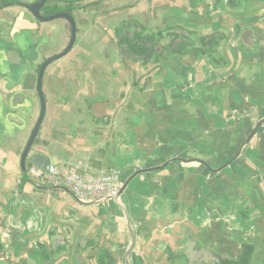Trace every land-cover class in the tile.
I'll return each instance as SVG.
<instances>
[{
	"label": "crops",
	"instance_id": "1",
	"mask_svg": "<svg viewBox=\"0 0 264 264\" xmlns=\"http://www.w3.org/2000/svg\"><path fill=\"white\" fill-rule=\"evenodd\" d=\"M76 4V42L43 78L35 146L51 165L120 168L123 184L147 171L104 203L22 183V153L40 113L30 49L40 40L42 60L63 51L70 25L0 7V264H188L190 242L225 259L250 244L254 264H264V0ZM140 28L186 30L190 47L166 44L157 61L121 57L120 39L148 40ZM214 36L220 42L210 50ZM17 94L31 99L29 113ZM62 234L72 248L52 254Z\"/></svg>",
	"mask_w": 264,
	"mask_h": 264
},
{
	"label": "water",
	"instance_id": "2",
	"mask_svg": "<svg viewBox=\"0 0 264 264\" xmlns=\"http://www.w3.org/2000/svg\"><path fill=\"white\" fill-rule=\"evenodd\" d=\"M46 2L47 0H38L32 3L14 2V3L3 4L2 6H0L1 8H7L12 5H18V6L26 8L34 16V18H36L39 21L47 22V21H52V20L61 18V19H65L70 25V41L63 51L46 58V60H44L41 63L42 56L40 52V47L42 46V42L38 40L31 46V49H30L31 58L28 61L29 69H33V68L38 69L36 89H37V97L40 102V113L32 129L31 135L23 150L22 157H21V169L23 171V178H22L23 184H25L28 181L31 182L27 174V170L30 166H36L44 171H48L51 165V161L49 157L41 153V149L35 146V140L38 137V134L40 132V129H41V126H42V123H43V120L46 114V103L47 102H46L45 94L43 91V78L50 64L66 56L72 50L76 42V37H77V25H76V20L74 16L68 12H57L50 16H43L41 10L45 6ZM140 30L141 31H139L138 29L136 30L139 32V35L137 36L143 39L144 38L143 34L146 31L141 28ZM171 34H176L177 38L172 40ZM183 34L186 36L185 39H183ZM245 34H248V32L247 33L244 32L241 38L242 41L243 39H246L244 38ZM145 35L148 38L146 42L137 40V43L132 44V46L123 44L122 40L120 39L121 57L128 55L127 53L129 52V53H132L133 56L143 55L142 60L144 62L145 61L148 62L152 59H155L157 61L159 58L164 56V53L166 51V44H169L171 48L177 52H179L180 49L181 51L186 52L187 48L190 47L189 42L187 41V38H189L188 31L182 30L180 28H177L174 30H166L164 32L157 33V34L153 33L151 35L147 31ZM215 37L217 36L213 37L214 39H213L212 44H209L208 46V49L210 50H212L220 42L219 40H216ZM180 46H182V48H179ZM25 72L26 70H23V71L21 70V72H19V78L12 84V86H10L11 90L14 87H16V85L21 84L25 76ZM17 95H18V98L23 97L24 99H26L25 106L23 108L22 113H29L30 109L32 108L31 99L28 96L23 95V94H17ZM14 102L15 101H13V103ZM12 108L14 109V106ZM9 120L12 121V119L10 118ZM14 121L16 123V120H13V122ZM262 123H264V120L260 122V124ZM256 133H257V128L254 130L252 136H254ZM144 171H147V170L136 171L128 180H126L122 188L117 193V196L122 194V192L125 190L129 182L134 177H136L138 174ZM68 236H69V233H68ZM194 246H196L195 242H190V244L188 245L189 250L186 252V254L189 255L188 264H217L226 258L225 256L215 255L214 253L206 249L197 250ZM71 248H72V242L67 239V236L65 234H62V235L55 237L52 243V254H60V252L62 251L66 252L67 250H71ZM192 251L195 252V258L190 257L192 254ZM74 254L76 257H81L80 251L78 249H74Z\"/></svg>",
	"mask_w": 264,
	"mask_h": 264
},
{
	"label": "built area",
	"instance_id": "3",
	"mask_svg": "<svg viewBox=\"0 0 264 264\" xmlns=\"http://www.w3.org/2000/svg\"><path fill=\"white\" fill-rule=\"evenodd\" d=\"M27 174L38 190L51 187L67 191L82 204L104 203L114 198L123 186L120 168H96L82 161L50 165L48 171L30 166Z\"/></svg>",
	"mask_w": 264,
	"mask_h": 264
},
{
	"label": "trees",
	"instance_id": "4",
	"mask_svg": "<svg viewBox=\"0 0 264 264\" xmlns=\"http://www.w3.org/2000/svg\"><path fill=\"white\" fill-rule=\"evenodd\" d=\"M38 0H35V2ZM82 0H47L45 6L41 12L43 16H50L57 12H68L73 15V12L77 9V2ZM18 3V0H0V3ZM254 247L250 244H244L242 246V252L238 257L222 260L217 264H254Z\"/></svg>",
	"mask_w": 264,
	"mask_h": 264
},
{
	"label": "flooded vegetation",
	"instance_id": "5",
	"mask_svg": "<svg viewBox=\"0 0 264 264\" xmlns=\"http://www.w3.org/2000/svg\"><path fill=\"white\" fill-rule=\"evenodd\" d=\"M50 57V56H49ZM48 58V57H47ZM44 60H46V58H44L42 61H41V63L44 61Z\"/></svg>",
	"mask_w": 264,
	"mask_h": 264
}]
</instances>
